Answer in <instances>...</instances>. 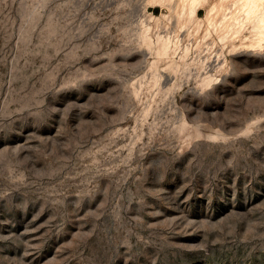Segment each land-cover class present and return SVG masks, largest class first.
Segmentation results:
<instances>
[{"label":"rangeland","instance_id":"rangeland-1","mask_svg":"<svg viewBox=\"0 0 264 264\" xmlns=\"http://www.w3.org/2000/svg\"><path fill=\"white\" fill-rule=\"evenodd\" d=\"M150 13L0 0V264H264V48Z\"/></svg>","mask_w":264,"mask_h":264},{"label":"bare ground","instance_id":"bare-ground-1","mask_svg":"<svg viewBox=\"0 0 264 264\" xmlns=\"http://www.w3.org/2000/svg\"><path fill=\"white\" fill-rule=\"evenodd\" d=\"M155 1L163 5L165 4L169 8L170 14L161 13L160 15H156L150 13L152 22H149L145 26L144 33L151 32L153 28L157 29L161 19L169 17V15L170 19H173L177 25L172 35H170L171 32L166 34L162 33L163 31L161 30L155 31L157 36V52L159 54H174L178 48L182 49V52L186 54L188 48L187 46H181V34L179 35V32L192 26H195L196 30H198L202 25L205 26L202 34L203 37L214 34L216 40L222 43L221 47L230 45V50L239 47L264 48V0H211L210 2L207 0ZM203 6H206V11L205 15L201 16L198 11ZM214 41L212 40V42ZM205 58L207 59L208 56ZM195 60L193 62L203 72L205 68L203 64L204 59L199 57ZM226 60V57L220 58L212 73L204 71L207 75H204L203 85L211 83L213 75L219 74L224 69Z\"/></svg>","mask_w":264,"mask_h":264}]
</instances>
